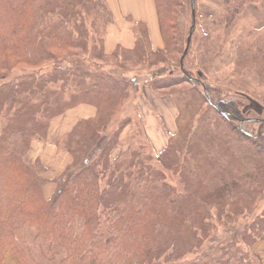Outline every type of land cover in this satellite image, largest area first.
<instances>
[{
  "label": "trees",
  "instance_id": "16d2710c",
  "mask_svg": "<svg viewBox=\"0 0 264 264\" xmlns=\"http://www.w3.org/2000/svg\"><path fill=\"white\" fill-rule=\"evenodd\" d=\"M181 1L155 0L168 46L181 34L173 10ZM245 3L220 16L226 28ZM259 3L264 7V0ZM229 5L226 1L224 8ZM90 6L96 8L97 0H0V78H7L11 63L39 66L55 59L58 51L86 50L84 14ZM189 6L191 34L196 27L192 12L196 0H189ZM146 31V43H150ZM253 43L260 48L257 54L264 52V36L258 35ZM142 44L137 37L135 47ZM166 50L158 48L154 54ZM187 55H182L180 76L192 80L183 66ZM252 58L264 65V54ZM71 80L75 90L65 99ZM135 81L136 77L118 78L75 60L71 67L58 64L46 73L33 72L0 83V115L6 120L0 136V250L9 247L18 253L16 229L29 225L45 242L66 249L59 264H156L160 260L162 264H260L253 246L264 228L254 239L244 231L241 241L201 251L205 233L202 228L201 233L193 229L197 223L206 226L212 207H226L230 200H241L254 185L264 186V136L247 128L264 120L245 115L248 104L243 99H214L204 89L206 102L229 128L217 137L208 128L205 136H212L200 133L192 139L191 162L181 165L183 192L165 182L162 172L146 166L136 151L129 156L130 164H120V157L111 160L122 129L112 130L106 124L91 131L84 149H69L74 163L57 178L53 196L44 197L45 181L24 160L31 138L44 126V117L80 103L119 106ZM174 81H164L161 88ZM77 124L72 143L86 123ZM172 150H166L168 168L180 166L178 151ZM145 175L148 185H141ZM187 254L193 256L186 258Z\"/></svg>",
  "mask_w": 264,
  "mask_h": 264
},
{
  "label": "rangeland",
  "instance_id": "374dc122",
  "mask_svg": "<svg viewBox=\"0 0 264 264\" xmlns=\"http://www.w3.org/2000/svg\"><path fill=\"white\" fill-rule=\"evenodd\" d=\"M226 1L230 2L231 6L224 8ZM245 1L244 7L234 12L235 19L226 28L225 22L220 19V16H227V12L230 13L238 3ZM259 1L196 0V27L191 32V43L183 65L190 72L189 76L192 77V80L187 77L183 79L179 70L181 69L182 55L187 47V38L190 35L189 0L176 2L177 6L175 5L173 8L180 21L179 39L169 41L170 45L168 46L159 25L163 45L158 48L162 51L167 49L166 52H163L165 55L161 52L154 54L158 48L154 49L151 43H146L145 29L147 27L144 23H135L132 17L114 13L107 0H97L96 8L90 6L88 12L84 14L85 29L88 34L86 50L70 48L58 51L55 59L39 66L11 63V70L5 72L7 78L1 77L0 83L6 79L11 80L14 77L33 72L46 73L58 64L71 67L75 60L86 63L90 68L108 70L118 78L136 77V86L129 88L128 94L122 98L119 106L107 108L102 105L99 108L95 104L85 103L74 106L81 104L91 106L95 109V114L90 118H81L77 122L86 124L78 130L81 133L73 143L71 142L72 133L76 130L77 123L58 139V147L60 150L68 152L71 159L65 169L70 167L75 160L69 149H84V144H89L91 131L108 124L112 130L122 129L120 135L115 139V150L112 152L111 160L120 157V164L122 162L130 164L129 156L136 151L146 166H151L155 171L162 172L165 182L172 185L177 192H183L185 183L181 165L191 162L192 156L189 154V149H193V146L190 147L192 139L200 133L204 137L212 136L209 132L205 136L208 128L215 137L220 136L223 133H220L221 131H224L222 134L224 135L225 128H229L224 118L217 115L206 102L204 89L214 99H243L244 104H248L244 109L245 115L264 120V65L252 58L254 55L260 57L264 54V52L257 54L260 48L253 43V39L258 35L264 36V7ZM124 20L134 34L135 45L132 48H126L119 44L114 50L108 51L106 41L110 31L113 30L114 33L120 31ZM146 32L149 37L148 29ZM137 37L142 38V47H135ZM261 49L263 48L261 47ZM166 79L168 82L175 81L170 82L167 88L162 89ZM71 82L72 80L66 87L69 90L65 99H68L75 90L74 86L71 87L75 82ZM74 107L49 119L44 117L43 128L31 138L24 160L34 168L37 176L45 181L44 185L49 181L46 176H43L48 173V167L44 166L40 160L31 157L32 144L39 139L45 140L54 118L63 116ZM5 123L4 116L0 115V136ZM86 126L88 127L86 128ZM247 128L253 134L261 133L264 136V122L250 123ZM202 145L200 142L199 147ZM168 149L178 151L180 166L174 164L171 168L166 166L165 155L169 153L166 152ZM121 154L125 155L121 156ZM79 158L81 159L82 156L79 155ZM173 160L174 157L171 161ZM60 175L52 180L55 183V190L56 181ZM147 180L148 177L145 175L141 180V185L146 183L148 185ZM263 214L264 186L259 189L258 184L247 190L241 200L236 198L230 200L229 205L221 209L212 207L208 213L209 218L205 220L206 226H199L197 223L193 227L199 233L202 232L200 230L202 228L205 233L200 251L211 245L221 247L230 241H241L244 231L251 239H254L264 228V221L261 223ZM79 223L80 228L81 220ZM15 233L16 245L19 247L18 253L9 247L2 248L0 262L7 250L14 251L13 253L24 264H59L66 256L64 247L57 243L45 242L39 237L35 226L22 225L16 229ZM263 236L264 233L260 239ZM254 254L256 253L254 252ZM192 256L193 254H187L186 258ZM258 259L260 264H263L259 257ZM156 264H162V260Z\"/></svg>",
  "mask_w": 264,
  "mask_h": 264
},
{
  "label": "crops",
  "instance_id": "0c3cea01",
  "mask_svg": "<svg viewBox=\"0 0 264 264\" xmlns=\"http://www.w3.org/2000/svg\"><path fill=\"white\" fill-rule=\"evenodd\" d=\"M107 1L114 13L132 17L135 23H144L146 25L152 48L156 49L163 45L154 0ZM106 42L108 51L114 50L119 44L126 48H132L135 45V37L124 20L122 29L116 33L111 30ZM94 114L95 109L93 107L84 104L78 105L63 116L54 118L48 137L45 140L39 139L33 142L30 150L31 157L40 160L44 166L48 167V173H42L49 180L43 187L45 198L49 199L52 196L55 191V183L52 180L63 172L71 160L69 153L60 150L58 147V139L81 118H90ZM253 250L264 264V236L256 242ZM0 264L24 263L13 252L7 250L4 252Z\"/></svg>",
  "mask_w": 264,
  "mask_h": 264
},
{
  "label": "water",
  "instance_id": "95a60500",
  "mask_svg": "<svg viewBox=\"0 0 264 264\" xmlns=\"http://www.w3.org/2000/svg\"><path fill=\"white\" fill-rule=\"evenodd\" d=\"M193 20H194V22H195V20H196V17H195V10H193ZM192 28H193V26H192ZM191 38H192V34H190L189 37H188V40H187V47H186V49H185V51H184V55L188 52V49H189V46H190V43H191Z\"/></svg>",
  "mask_w": 264,
  "mask_h": 264
}]
</instances>
